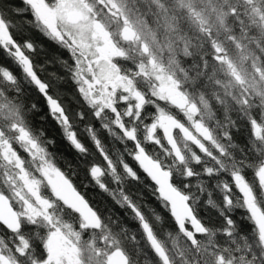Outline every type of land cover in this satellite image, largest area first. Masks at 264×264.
<instances>
[{
	"label": "snow or ice",
	"instance_id": "obj_1",
	"mask_svg": "<svg viewBox=\"0 0 264 264\" xmlns=\"http://www.w3.org/2000/svg\"><path fill=\"white\" fill-rule=\"evenodd\" d=\"M0 264H264V0H0Z\"/></svg>",
	"mask_w": 264,
	"mask_h": 264
},
{
	"label": "trees",
	"instance_id": "obj_2",
	"mask_svg": "<svg viewBox=\"0 0 264 264\" xmlns=\"http://www.w3.org/2000/svg\"><path fill=\"white\" fill-rule=\"evenodd\" d=\"M34 38H35L37 45H38V51H37V54L35 56L37 63H43L45 59H52L53 53H55L57 51L55 45L50 44L49 42H47L46 40H44L42 37H40L38 35H36ZM40 44L44 45L43 51L39 50ZM64 55H65V57H67L66 53H64ZM50 72H55V73H58L59 75H64L62 69L59 67V65H57L55 63H53L51 66L47 67L46 71L42 74L43 78L47 79L48 73H50ZM71 87L72 86L70 84L61 85L62 90H64V89L70 90ZM53 94H55V90H54ZM35 96H36V94L33 93V98H35ZM63 99L66 102H68L67 96H64ZM39 104H40V107L42 110L40 112H38L32 118L33 127L34 128H43L45 133L47 134V136L55 139V141H56L57 146L53 150L56 151L57 153L62 154L64 157H67L68 161H71L73 164H75L76 154L71 150L69 145L63 140L61 130L59 129V127L55 124V122L51 119V117H47V119H41L42 117H45L47 115V111H48L46 104H45V101L42 98L39 99ZM89 147H91V145H89ZM59 164L62 168H65V170H67L65 160H63V159L59 160ZM251 177H252V174L249 173V178H251ZM74 179H75V183H76L77 187L79 188V190L81 192L85 193L86 197L93 204L103 205L105 203V201H107L109 204L111 203L110 199L107 198L103 193L99 192L98 190H96L92 187H88V188L83 187L84 177H83L82 173L78 178H74ZM145 198L148 200V202L152 206L156 207L158 211H161V212L163 211L162 209L159 208V205L156 204V202L151 199L149 193L145 192ZM217 198L219 199V196H217ZM163 214L165 216L167 215V213H163ZM132 226L135 227L134 224ZM245 228L250 231L251 225L246 223Z\"/></svg>",
	"mask_w": 264,
	"mask_h": 264
}]
</instances>
